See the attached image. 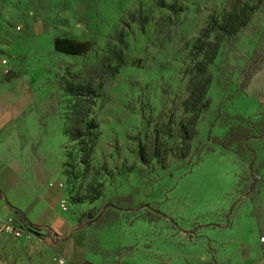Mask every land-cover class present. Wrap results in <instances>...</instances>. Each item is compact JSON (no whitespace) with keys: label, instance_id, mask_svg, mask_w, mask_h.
<instances>
[{"label":"rangeland","instance_id":"rangeland-1","mask_svg":"<svg viewBox=\"0 0 264 264\" xmlns=\"http://www.w3.org/2000/svg\"><path fill=\"white\" fill-rule=\"evenodd\" d=\"M247 3L248 24L229 36L226 14ZM257 4L0 0V78L33 84L21 143L26 157L32 144L50 145L67 226L88 233L84 264H264ZM57 37L93 47L62 54ZM239 125L254 133L241 147L213 142ZM50 235L0 239V264H55L66 236Z\"/></svg>","mask_w":264,"mask_h":264},{"label":"crops","instance_id":"crops-1","mask_svg":"<svg viewBox=\"0 0 264 264\" xmlns=\"http://www.w3.org/2000/svg\"><path fill=\"white\" fill-rule=\"evenodd\" d=\"M37 99L26 76L0 78V212L14 216L18 223L40 227L57 239L64 238L65 231L66 240L54 244L55 252L73 264H84L89 254L88 233L67 226L58 201L61 190L50 186L62 181L59 163L53 164L55 159L46 155L50 145L36 142L26 157L27 146L21 143L17 125L34 119L36 112L31 110ZM57 147L53 151L58 153Z\"/></svg>","mask_w":264,"mask_h":264},{"label":"trees","instance_id":"trees-1","mask_svg":"<svg viewBox=\"0 0 264 264\" xmlns=\"http://www.w3.org/2000/svg\"><path fill=\"white\" fill-rule=\"evenodd\" d=\"M249 1L256 0H247V2ZM262 2L263 0H258L257 5L261 4ZM239 6V4L234 6L224 18L225 23L222 29L226 31L229 36H236L237 33L242 28H244L250 20V16L246 14L245 11L248 8V3L242 5L243 9H239ZM92 47L93 44L90 41H76L74 39L65 37H57L54 40L55 51L72 56H84L89 51H91ZM253 134L252 128L250 127H243L240 125L232 126L230 130L224 135V137H214L213 142L218 145H222L224 148H229L234 145L241 147L243 142Z\"/></svg>","mask_w":264,"mask_h":264},{"label":"built area","instance_id":"built-area-1","mask_svg":"<svg viewBox=\"0 0 264 264\" xmlns=\"http://www.w3.org/2000/svg\"><path fill=\"white\" fill-rule=\"evenodd\" d=\"M66 207L63 206V211ZM46 236L44 230L40 227L31 224L18 223L16 218L12 215H6L0 212V239L5 240H21L32 239L35 237ZM55 264H73L63 256L57 254L54 257ZM96 264V263H91Z\"/></svg>","mask_w":264,"mask_h":264}]
</instances>
